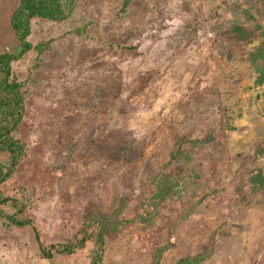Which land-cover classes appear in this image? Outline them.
Masks as SVG:
<instances>
[{
  "label": "rangeland",
  "instance_id": "obj_1",
  "mask_svg": "<svg viewBox=\"0 0 264 264\" xmlns=\"http://www.w3.org/2000/svg\"><path fill=\"white\" fill-rule=\"evenodd\" d=\"M20 1L0 0L24 105L0 190L29 200L44 245L103 221L102 264H264V0H61L62 19L30 20L24 52ZM157 178L173 191L152 203ZM4 222L0 264L91 261L93 238L44 259L33 228Z\"/></svg>",
  "mask_w": 264,
  "mask_h": 264
},
{
  "label": "trees",
  "instance_id": "obj_2",
  "mask_svg": "<svg viewBox=\"0 0 264 264\" xmlns=\"http://www.w3.org/2000/svg\"><path fill=\"white\" fill-rule=\"evenodd\" d=\"M61 0H21L19 6L13 11L11 18V27L23 43L24 49L30 48V45L25 42L29 35V24L32 18H54L62 19L64 14L60 12ZM12 57L9 55H0V154L8 156L9 164L4 165L0 162V188L10 178L13 170L19 165L20 159L23 156V145L18 139L13 137V133L17 131V127L22 119L24 110L23 97L20 92V85L16 82L9 81L10 77V61ZM253 61L259 60L262 64L259 72V84H264V49L258 51L257 55L252 58ZM156 191L152 196V203H160L172 193V187L161 178L155 179ZM29 200L25 198L6 197L0 190V218L4 219V227L10 228H33L35 237L38 242L39 254L44 259H52L53 254L56 255H72L84 245L93 241L95 249L92 252L91 261L89 264H102L103 252V235L106 233L108 224L103 221H97L99 225L98 231L87 232L81 230L80 238H76L75 242L48 248L40 240L36 228H34L33 219L25 215ZM9 208L12 212L7 213L2 210ZM200 257L190 258L187 262L190 264L198 263ZM188 263V264H189ZM178 264H187L181 261Z\"/></svg>",
  "mask_w": 264,
  "mask_h": 264
}]
</instances>
